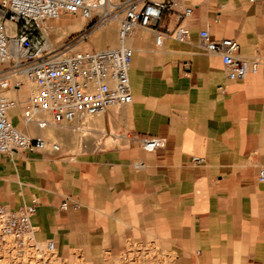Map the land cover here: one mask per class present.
<instances>
[{
	"label": "crops",
	"instance_id": "crops-1",
	"mask_svg": "<svg viewBox=\"0 0 264 264\" xmlns=\"http://www.w3.org/2000/svg\"><path fill=\"white\" fill-rule=\"evenodd\" d=\"M161 25L184 26L188 39L158 47L152 32L136 31L131 104L69 126L59 152L0 154V206L36 203V239L92 264H107L104 253L118 255L130 239L157 240L176 264H264V0H173ZM203 30L236 40L258 73L228 81ZM10 117L33 136L52 127H27L19 108ZM145 137L165 146L145 151Z\"/></svg>",
	"mask_w": 264,
	"mask_h": 264
},
{
	"label": "built area",
	"instance_id": "built-area-1",
	"mask_svg": "<svg viewBox=\"0 0 264 264\" xmlns=\"http://www.w3.org/2000/svg\"><path fill=\"white\" fill-rule=\"evenodd\" d=\"M172 8L173 0H0V154L61 150L57 142L18 129L10 117L13 109H20L27 127L46 130L131 104L133 50L128 41L138 30L152 32L158 47L167 38L186 41L189 31L184 26L161 25ZM191 14L192 8H186L182 15ZM65 16L87 21L84 32L116 22L118 45L102 51L77 49L74 44L52 48L43 40L41 26ZM199 37L207 52L221 57L228 81L241 82L247 74L258 73L259 63L241 58L236 40L212 39L208 30ZM220 91L226 94L222 86ZM141 144L151 152L163 148L165 140L145 137ZM192 162L201 164L204 159L193 157ZM257 179L264 184V167ZM60 208L68 210V202ZM36 212V203L18 210L0 206V264H92L82 251L65 257L55 241L37 240ZM177 259L174 250L154 239H130L118 255L106 251L103 256L107 264H176Z\"/></svg>",
	"mask_w": 264,
	"mask_h": 264
},
{
	"label": "rangeland",
	"instance_id": "rangeland-1",
	"mask_svg": "<svg viewBox=\"0 0 264 264\" xmlns=\"http://www.w3.org/2000/svg\"><path fill=\"white\" fill-rule=\"evenodd\" d=\"M87 24V21L82 19L80 16H65L58 21H46L43 23L40 34L43 36V40L54 49L63 50L69 44H74L77 49L92 48L94 50H99L96 45V48H94V46L91 47V44H93L100 32V29L103 26L93 32L89 30L84 32L85 29H88ZM117 28V24H114L110 33V38L107 43L103 45V49L116 46L115 42H117ZM80 36H84L83 39H81ZM10 95L14 96L13 91ZM21 98L23 99L24 96H21L20 99ZM101 116L102 114L86 115L82 121L86 124L91 122L96 123L99 121ZM77 124L78 121H75L71 124L53 125L50 130L46 131L47 134L45 137L53 142L61 143V141L58 139V136H67L69 134L68 127L72 125L77 126ZM62 146L63 145H61V147Z\"/></svg>",
	"mask_w": 264,
	"mask_h": 264
},
{
	"label": "bare ground",
	"instance_id": "bare-ground-1",
	"mask_svg": "<svg viewBox=\"0 0 264 264\" xmlns=\"http://www.w3.org/2000/svg\"><path fill=\"white\" fill-rule=\"evenodd\" d=\"M114 24H117L116 22L114 21H111L110 23L106 24V25H103V27L100 29V32L99 34L97 35V38L94 40V43L95 45L98 47L99 50L97 51H102V50H105L103 49V45L105 43H107V41L109 40L110 38V33H111V30L113 29V25ZM118 45V44H117ZM116 45V46H117ZM50 127V126H49Z\"/></svg>",
	"mask_w": 264,
	"mask_h": 264
}]
</instances>
